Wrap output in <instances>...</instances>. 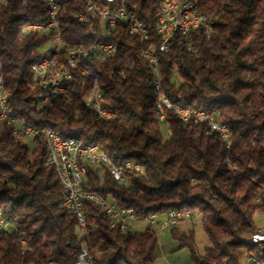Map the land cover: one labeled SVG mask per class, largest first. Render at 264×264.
Here are the masks:
<instances>
[{"label":"trees","instance_id":"obj_1","mask_svg":"<svg viewBox=\"0 0 264 264\" xmlns=\"http://www.w3.org/2000/svg\"><path fill=\"white\" fill-rule=\"evenodd\" d=\"M90 1L102 2L59 0L58 28L66 47L99 32L97 25L74 18ZM163 1L127 0L148 38L130 35L128 22L120 23L106 37L118 51L104 61L82 58L72 70L69 95H54L40 106L43 91L31 69L56 32L27 27L47 24L49 9L41 0H6L0 5V65L10 108L64 138L99 145L115 165H142L143 171L128 172L129 184L117 182L106 167L90 166L85 191L110 197L139 219L189 209L201 215L209 239L205 253L195 254L193 234L174 232L182 247L191 248L195 263L244 264L259 229L254 217L264 212V0H193L211 19L212 32L198 28L191 39L175 34L169 50L157 52L167 97L174 104L219 112L218 121L234 137L230 148L207 124L185 123L173 111L165 113L171 134L163 135L155 75L144 56L161 43ZM86 68L89 74H83ZM95 86L114 119L103 120L85 106L83 96ZM12 130L0 123V209L15 221L0 232V264H75L82 248L93 253L94 264H155V228L141 233L113 228L91 202L83 207L89 233L80 240L77 215L62 206L63 187L55 168L46 165V140L32 139L31 151Z\"/></svg>","mask_w":264,"mask_h":264},{"label":"built area","instance_id":"obj_2","mask_svg":"<svg viewBox=\"0 0 264 264\" xmlns=\"http://www.w3.org/2000/svg\"><path fill=\"white\" fill-rule=\"evenodd\" d=\"M6 0H0V5ZM49 9V22L41 25H30L27 27L37 28V32L50 34L56 32L52 48L44 49L42 57L33 64V80L39 84L43 93L38 99L40 106H46L51 102L54 95H69V82L72 79V70L76 68L81 60H76V50H83V58L89 57L97 61H104V52L118 51V46L113 41L106 40L117 26L122 22H128V32L130 35H138L142 39L148 38V32L144 24L129 9L127 0H102V2L90 1L85 8L78 11L74 18L82 23L92 26H98L99 32L89 40L79 43L76 46L66 47L59 33V20L61 4L59 0H45L44 3ZM195 8L187 3V7H160V17L158 33L161 43L158 50H150L144 53V56L151 62L155 75L154 84L157 90V107L161 113V120L165 122L168 133L171 134V128L166 121L165 112L161 111V103H168L170 109L185 123L194 121L195 123H205L214 132H216L225 142L227 148L234 144V137L230 128L218 121L219 112H208L203 109H197L179 104H174L165 94L163 89V79L159 71V62L157 52H167L170 42L175 34L184 38L191 39L192 32L195 29L202 28L205 33L212 32L211 19L193 20L191 26H183V19H189V12ZM177 10L178 20H175V26H167L168 12ZM65 51V53H62ZM70 55V63L67 66H60V57ZM40 68H47V75H40ZM89 68L84 69L83 74H89ZM123 74V71H121ZM85 106L97 114L101 119L110 121L116 117L115 113L103 106V91L99 86H95L83 96ZM0 123L12 127V136L17 140L24 138L35 139L43 137L47 143L46 165L54 167L60 183L63 187L64 195L62 206L69 212L77 215L79 225V238L82 240L88 235L86 228V218L83 211L85 202H91L98 206L100 210L110 219L111 227H120L123 231H129V224L132 221L139 220L133 209L121 208L119 204L106 197L100 192H90L83 189L87 180V172L90 166L106 167L112 177L120 183L129 184V171L141 172L140 163H130L115 165L108 161L107 155H102L99 145L96 148H88V144L71 137L64 138L53 128L39 126L25 117H17L10 108L9 94L5 85L3 68L0 65ZM229 166H233L229 163ZM261 201V199H260ZM164 217V219H161ZM193 213L189 209L170 210L164 214H151L144 220L155 228L157 225L167 227L177 224L180 221L192 219ZM15 221L4 217L0 209V232L10 230ZM260 245V257H253L250 253L246 255L248 264H264V228H259L255 232L254 239ZM22 245H26L24 239ZM52 264V263H50ZM75 264H94L93 253L82 248Z\"/></svg>","mask_w":264,"mask_h":264},{"label":"rangeland","instance_id":"obj_3","mask_svg":"<svg viewBox=\"0 0 264 264\" xmlns=\"http://www.w3.org/2000/svg\"><path fill=\"white\" fill-rule=\"evenodd\" d=\"M54 42L46 44L44 49L52 48ZM163 135H169L167 125H162ZM30 146L31 151H34L36 144L32 139H23ZM161 219H164L162 217ZM258 228H264V212L259 211L254 217ZM150 225L144 219L132 221L129 224V231L133 233L144 232ZM174 229L177 234L190 235L193 234L194 252L197 256H202L209 246L208 235L203 227L201 215L195 214L192 219H187L178 222L174 225L162 227L157 225L155 230L159 238L157 259L155 264H196L193 259V251L189 247H182L179 239L175 236ZM244 264H248L246 261Z\"/></svg>","mask_w":264,"mask_h":264},{"label":"bare ground","instance_id":"obj_4","mask_svg":"<svg viewBox=\"0 0 264 264\" xmlns=\"http://www.w3.org/2000/svg\"><path fill=\"white\" fill-rule=\"evenodd\" d=\"M45 3V0H41ZM187 3L193 6L195 9L192 12H189V19H183V26H191V19L193 20H205L210 19L205 15H202L199 11L198 4L193 0H164L161 4V7L173 8V7H187ZM175 20H178L177 10H170L168 12L167 26H175ZM30 30L37 31V28H30ZM114 55L113 52H104V59ZM83 58V50H76V60H81ZM70 63V55H62L60 57V66H67ZM40 75H47V68H40ZM161 111L167 112L172 111L168 103H161ZM166 115V114H165ZM98 145L92 144L88 145V148H96ZM103 155V154H102ZM109 161V160H108ZM127 162L125 164H130ZM255 233L251 236V239H254ZM250 250L247 253H250L253 257H260V245L257 240H250ZM94 256V255H93Z\"/></svg>","mask_w":264,"mask_h":264}]
</instances>
